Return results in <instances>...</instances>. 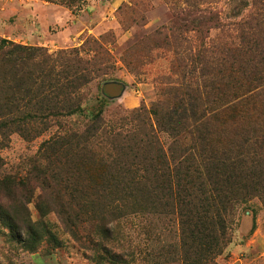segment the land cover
<instances>
[{
    "label": "trees",
    "instance_id": "1",
    "mask_svg": "<svg viewBox=\"0 0 264 264\" xmlns=\"http://www.w3.org/2000/svg\"><path fill=\"white\" fill-rule=\"evenodd\" d=\"M247 1L236 21L212 9L193 18L194 28L218 30V42L189 55L195 76L169 80L153 106L154 122L137 123L126 136L105 129L101 113L83 132L70 127L83 113V92L107 69L100 41L49 53L1 40L2 140L61 130L25 176L6 174L0 159V224L14 241L32 252L44 242L60 247L48 220L54 216L74 241L120 261L122 254L84 235V226L97 223L108 241L127 217L171 209L182 228L183 264H219L238 209L255 198L264 205V0Z\"/></svg>",
    "mask_w": 264,
    "mask_h": 264
},
{
    "label": "rangeland",
    "instance_id": "2",
    "mask_svg": "<svg viewBox=\"0 0 264 264\" xmlns=\"http://www.w3.org/2000/svg\"><path fill=\"white\" fill-rule=\"evenodd\" d=\"M247 2L0 0V42L6 39L57 53L86 49L91 39L100 41L106 50L101 56L107 69L96 74L83 92V113L72 118L70 127L83 132L93 117L101 113L105 129L113 127L126 136L135 124L154 122L153 106L160 100L161 89L169 80L175 82L183 76L188 81L195 76L196 72L190 69L197 66H193L189 55L209 49L210 40L218 42V30L194 28L193 18L205 17L212 9L224 22L236 21L247 14ZM175 58L179 66L173 68ZM110 82L126 86L122 98L105 99L103 87ZM141 107L148 112L141 113L142 116L132 114ZM59 131L56 126L28 134L27 138L18 133L7 140L0 136L3 171L25 176L32 162L42 156V145ZM29 209L34 220L41 219L34 203ZM165 211H139L127 217L120 225V234L108 241L102 239L101 230L95 226L97 223L84 226V235H91L97 242L122 254L123 259L115 262L101 247L74 241L54 216H49L48 220L61 240L60 247L44 242L35 252L14 241L9 230L0 224V264H183L178 214H173L171 209ZM233 219L229 229L232 243L217 262L264 264V205L260 199L255 198L240 207Z\"/></svg>",
    "mask_w": 264,
    "mask_h": 264
},
{
    "label": "water",
    "instance_id": "3",
    "mask_svg": "<svg viewBox=\"0 0 264 264\" xmlns=\"http://www.w3.org/2000/svg\"><path fill=\"white\" fill-rule=\"evenodd\" d=\"M126 86L118 82L106 83L103 87L104 94L110 99H120L124 96Z\"/></svg>",
    "mask_w": 264,
    "mask_h": 264
}]
</instances>
